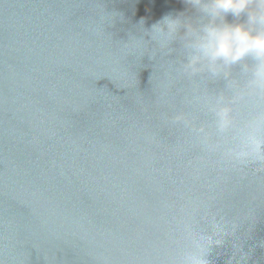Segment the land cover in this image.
Returning a JSON list of instances; mask_svg holds the SVG:
<instances>
[{"label":"water","instance_id":"obj_1","mask_svg":"<svg viewBox=\"0 0 264 264\" xmlns=\"http://www.w3.org/2000/svg\"><path fill=\"white\" fill-rule=\"evenodd\" d=\"M208 22L0 0V264H264V90L251 58L191 64Z\"/></svg>","mask_w":264,"mask_h":264},{"label":"clouds","instance_id":"obj_2","mask_svg":"<svg viewBox=\"0 0 264 264\" xmlns=\"http://www.w3.org/2000/svg\"><path fill=\"white\" fill-rule=\"evenodd\" d=\"M209 17L202 28V35L195 45L196 55L191 64L201 58L208 61L216 72L219 66L237 64L245 58L254 61L253 84L264 90V0H187ZM254 8V10H253ZM241 16L243 22H234ZM229 17L232 20H229ZM169 30H174L178 19L172 16L161 18ZM153 30L159 32L158 24ZM254 153L264 155V140L252 139ZM189 264H207L203 255L194 256Z\"/></svg>","mask_w":264,"mask_h":264}]
</instances>
